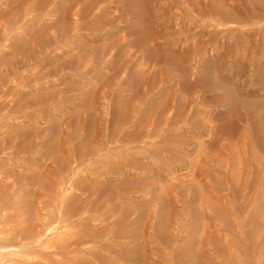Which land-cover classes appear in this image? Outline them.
Returning a JSON list of instances; mask_svg holds the SVG:
<instances>
[{"label": "rangeland", "instance_id": "obj_1", "mask_svg": "<svg viewBox=\"0 0 264 264\" xmlns=\"http://www.w3.org/2000/svg\"><path fill=\"white\" fill-rule=\"evenodd\" d=\"M0 264H264V0H0Z\"/></svg>", "mask_w": 264, "mask_h": 264}]
</instances>
